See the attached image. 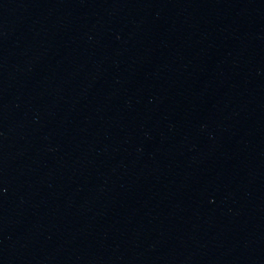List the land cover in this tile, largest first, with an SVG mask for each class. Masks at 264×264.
I'll return each instance as SVG.
<instances>
[{
	"label": "water",
	"instance_id": "95a60500",
	"mask_svg": "<svg viewBox=\"0 0 264 264\" xmlns=\"http://www.w3.org/2000/svg\"><path fill=\"white\" fill-rule=\"evenodd\" d=\"M0 264H264V0H0Z\"/></svg>",
	"mask_w": 264,
	"mask_h": 264
}]
</instances>
